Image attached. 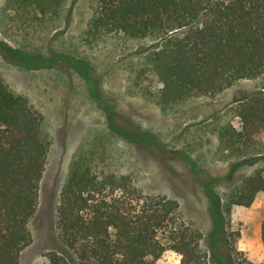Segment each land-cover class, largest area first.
Returning <instances> with one entry per match:
<instances>
[{
    "label": "trees",
    "instance_id": "16d2710c",
    "mask_svg": "<svg viewBox=\"0 0 264 264\" xmlns=\"http://www.w3.org/2000/svg\"><path fill=\"white\" fill-rule=\"evenodd\" d=\"M68 2L6 0V5L17 21L32 25L59 19ZM111 34L161 40L147 67L160 83L155 98L164 111L264 77V0H94L83 41L92 46ZM146 72L143 68L138 80ZM100 108L111 116L106 104ZM233 110L239 125L228 122L218 129L222 150L232 157L264 153V86ZM45 123V114L0 78V264H20L34 241L31 222L52 146ZM138 131L154 140L150 131ZM111 159L99 139L78 149L61 191L58 248L46 254L48 264H157L168 251L180 256V264H210L205 235L184 219L179 200L147 194L132 175L113 170ZM261 193L264 171L258 170L232 190L225 208L230 213L234 206L251 207ZM220 221L214 220L217 233Z\"/></svg>",
    "mask_w": 264,
    "mask_h": 264
},
{
    "label": "rangeland",
    "instance_id": "374dc122",
    "mask_svg": "<svg viewBox=\"0 0 264 264\" xmlns=\"http://www.w3.org/2000/svg\"><path fill=\"white\" fill-rule=\"evenodd\" d=\"M93 2L69 0L59 19L29 25L17 21L6 0H0V78L45 114L52 140L39 211L31 222L34 241L20 264H48L46 254L58 248L61 191L78 149L93 139L106 144L113 170L132 175L147 194L179 200L184 219L205 235L210 264H264V193L251 207L234 206L230 213L225 208L228 195L244 178L264 171V153L232 157L222 150L218 136L223 124L238 127L234 107L261 90L264 77L164 111L155 98L160 83L147 67L148 55L161 40L111 34L87 45L83 36ZM42 57L46 63L38 60ZM143 68L147 72L138 80ZM92 87L101 102L92 97ZM138 130L150 131L154 140ZM120 132L144 145L135 146ZM216 217L222 218L220 233L214 231ZM157 264H180V256L168 251Z\"/></svg>",
    "mask_w": 264,
    "mask_h": 264
}]
</instances>
